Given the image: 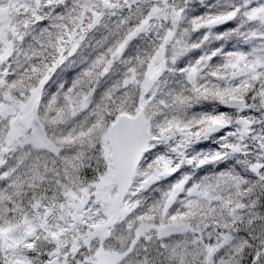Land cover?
<instances>
[{"label":"snow or ice","instance_id":"1","mask_svg":"<svg viewBox=\"0 0 264 264\" xmlns=\"http://www.w3.org/2000/svg\"><path fill=\"white\" fill-rule=\"evenodd\" d=\"M238 12L185 26L176 0H0V209L32 201L19 223L0 219V264H100L106 252L114 264H264V6L228 33L258 25L240 32L257 41L250 50L177 63L209 39L192 33ZM202 102L230 111L189 117ZM214 137L215 149L188 155ZM233 157L244 175L214 167ZM49 164L78 202L25 195ZM184 165L209 174L177 178Z\"/></svg>","mask_w":264,"mask_h":264},{"label":"trees","instance_id":"2","mask_svg":"<svg viewBox=\"0 0 264 264\" xmlns=\"http://www.w3.org/2000/svg\"><path fill=\"white\" fill-rule=\"evenodd\" d=\"M176 2L184 7L185 9V20L184 24L187 26V22L190 21L193 17H210L218 14H224L231 12L235 9H239V12L236 18L226 24H221L219 26L212 27L210 29H201L199 32L192 33L190 36V41L196 42L199 41L205 33H208L209 39L203 44V46L199 49L193 50L188 53L186 56L182 57L177 63L178 65L186 66L189 61H194L196 58L200 57L201 55H208L213 50L221 49L222 51H248L250 50L257 41H248L246 42L243 37L240 35V32H247L251 27L258 28V25H250L246 24L244 28L240 29V32L233 33L228 35L231 29H235L241 24L245 17L244 13L250 11L254 8L264 6V0H176ZM221 34H224V38H218ZM87 48V46H86ZM134 54V53H133ZM222 60V55H217L211 61L212 64L220 62ZM137 71H139V66H137ZM166 78L171 80L173 77L172 75L166 73ZM178 78V77H177ZM56 78L53 77V80ZM59 81L53 83L51 88L49 89V95L54 93L57 90ZM219 111H230L223 105H215L211 102H202L200 104L193 105L190 109L187 110L188 116H192L194 114H201V113H215ZM257 131L261 130V126H256ZM54 134H59V130H55ZM218 139L219 137H215ZM246 145H251L252 143L246 141ZM214 146L212 140H207L199 144V148L203 149L205 146ZM163 150H166L165 145H158ZM252 152H255V149H251ZM91 156V153H89ZM14 158V157H13ZM237 159H243V157H233L230 160L222 161L220 164L214 166L217 170H228L235 168L236 171L240 172L244 175V168L242 165L236 163ZM91 167L96 169L97 167H103V163L92 159L90 161ZM227 166L225 168L224 166ZM87 167V165H85ZM207 167V166H206ZM42 172L45 171L44 168L41 169ZM84 169L81 168L80 176L77 179H80L83 176ZM183 174L189 175H196V176H203L209 174L207 171L200 170V169H193L190 165H184L180 172L176 173L175 175L179 178ZM61 175L64 176V180L60 179ZM65 184L64 187H60L61 184ZM73 181L70 176L64 171L63 166H60L59 171H53V166L51 164L47 167V174L44 176L43 180L38 181L35 185H31L25 189V195L29 197H39V196H47L49 202H56L58 203L61 198L68 199L65 193L66 191H71L73 195L76 196V189L73 188L72 185ZM169 181L167 178L163 179L160 183L153 185L150 189L143 193V197L147 203L153 202V200L158 199L161 195V192L167 188ZM159 189V191H158ZM20 203L19 201L17 202ZM32 201H24L23 208L16 207L15 205L13 208H3L0 209V219H5L12 223H19L21 219V211L27 212L29 205ZM49 224H54L52 217L48 219ZM159 218L157 217V222ZM138 223V222H137ZM128 232L117 227L116 236L112 239L109 243L113 247L114 250L120 251L123 248V244L127 242ZM150 244L154 245L157 243L156 236H153L152 241L149 242ZM158 264V262H157Z\"/></svg>","mask_w":264,"mask_h":264},{"label":"rangeland","instance_id":"3","mask_svg":"<svg viewBox=\"0 0 264 264\" xmlns=\"http://www.w3.org/2000/svg\"><path fill=\"white\" fill-rule=\"evenodd\" d=\"M256 132L258 133V131H257V128H256ZM254 134H256V133H254ZM213 139H216L215 137L214 138H211V139H208V140H212L213 141ZM219 139V138H218ZM204 141H207V140H203V141H201V142H199L198 144H194V145H192L189 149H188V155H194V154H197V153H199V152H201V151H211V150H213V149H215L217 146L216 145H214V146H205V147H203V149H200L199 148V144L200 143H202V142H204ZM246 141H250L251 143H252V141H251V139H246L245 141H244V143H246ZM70 200H71V202H73V203H75V202H78V198H76L74 195H72V197L70 198ZM52 219H53V221H54V223L56 222V220H55V218H53L52 217ZM48 223H49V221H48ZM114 255L112 254V252H106L101 258H100V264H114Z\"/></svg>","mask_w":264,"mask_h":264}]
</instances>
